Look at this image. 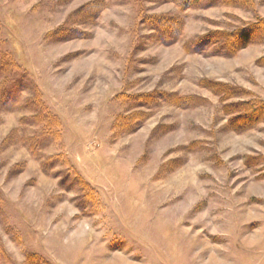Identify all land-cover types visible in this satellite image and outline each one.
<instances>
[{
  "label": "rangeland",
  "instance_id": "obj_1",
  "mask_svg": "<svg viewBox=\"0 0 264 264\" xmlns=\"http://www.w3.org/2000/svg\"><path fill=\"white\" fill-rule=\"evenodd\" d=\"M182 1L0 0V264H264V0Z\"/></svg>",
  "mask_w": 264,
  "mask_h": 264
},
{
  "label": "trees",
  "instance_id": "obj_2",
  "mask_svg": "<svg viewBox=\"0 0 264 264\" xmlns=\"http://www.w3.org/2000/svg\"><path fill=\"white\" fill-rule=\"evenodd\" d=\"M199 0H183L182 4L183 6H193L194 3L198 2ZM243 37V36H242Z\"/></svg>",
  "mask_w": 264,
  "mask_h": 264
}]
</instances>
